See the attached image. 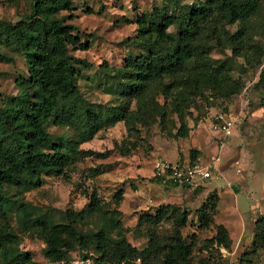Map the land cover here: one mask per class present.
<instances>
[{"label":"rangeland","instance_id":"rangeland-1","mask_svg":"<svg viewBox=\"0 0 264 264\" xmlns=\"http://www.w3.org/2000/svg\"><path fill=\"white\" fill-rule=\"evenodd\" d=\"M197 1H76L71 22L79 28L82 40L91 43L90 49L73 52L85 61L80 66L78 85L96 125L100 123L99 130L90 141L81 143L85 129L82 124L49 126L53 142H62L73 161L65 175L44 174L38 188H6L16 202L8 215L9 224L0 219V229L13 233L8 236V245L30 253L40 264H52L45 254L46 233L37 219L45 216L67 222L64 212L88 210L95 194L102 211L88 213L79 222L84 233L106 224L112 239L125 238L142 252L149 246V236L140 217L166 211L157 223L164 240L176 232L178 219L187 216L180 230L187 243L193 245L191 264L218 254L210 241L216 234V225L223 221L234 227L232 231L228 229L233 241L231 249L219 250L223 261L240 264V256L251 251L255 221L264 216V91L257 87L264 68V1L258 11L243 20L231 22L213 16L197 40L196 56L181 74L151 82L145 92L131 97L126 91L130 82L114 76V69L123 66L128 56L171 51L168 45L153 47L140 41L139 16L181 14ZM31 3L32 0H0V21L21 20L30 12ZM169 31L176 33L177 25ZM0 51L10 57L0 58L3 106L19 93L16 80L29 74L24 56L7 47L1 35ZM222 108L238 113L240 122L225 146L223 176L219 178L229 180L225 185L233 192L225 193L228 203L220 208V188H213L218 178L196 189L173 188L154 181L152 169L158 159L206 163L217 151L209 119ZM112 110L123 113L115 118ZM108 120L115 121L111 124ZM181 127L187 131L185 136L180 134ZM237 160L242 164V174L237 172ZM237 177L239 184L233 181ZM224 188L221 186L223 191ZM202 209L212 217L209 226L199 221ZM241 216H245V227L237 224ZM259 253L258 262L255 259L253 264H264V248ZM82 254L78 248L72 251L71 264ZM132 264L156 262L140 257Z\"/></svg>","mask_w":264,"mask_h":264},{"label":"trees","instance_id":"trees-1","mask_svg":"<svg viewBox=\"0 0 264 264\" xmlns=\"http://www.w3.org/2000/svg\"><path fill=\"white\" fill-rule=\"evenodd\" d=\"M76 1L32 0L30 12L21 20L0 21L2 42L24 56L29 74L16 80L19 93L0 106V219L5 224H9V212L16 205L7 187L38 188L43 184L44 174L65 175L73 161L72 153L62 142H53L49 126L82 124L85 129L81 143L90 141L99 130L100 123L96 125L78 85L80 66L85 61L73 52L88 50L91 43L82 40L79 28L71 22L75 18ZM263 1L198 0L181 14L159 12L139 16L140 41L153 47L168 45L171 51L128 56L123 66L114 69L115 78L130 82L126 91L131 97L145 92L151 82L181 74L196 56L197 40L213 16L231 22L243 20L258 11ZM173 25L178 27L176 33L169 31ZM0 58L10 59L1 51ZM257 87L264 91V68ZM110 112L115 118L123 113ZM114 121L108 120L111 124ZM180 134H187L185 127H181ZM214 204H211L213 208ZM204 209L199 213V221L209 226L212 217ZM101 211L99 199L93 194L88 210L64 212L67 222H55L45 216L37 219L46 233L45 254L52 264H71L69 254L77 248L83 252L77 258L85 261L81 264H88L87 260L90 264H132L140 257L150 258L156 264H191L193 245L187 243L180 230L186 224V214L178 219L176 232L169 235L168 240L157 231V223L166 211L140 217L149 236V246L140 252L125 238L112 239L106 224L87 233L79 228V222L90 213ZM255 229L254 245L251 251L240 256V264H253L255 259L258 262L259 251L264 248V216L256 219ZM8 236H13L10 230L0 229V264H40L30 253L8 245ZM210 242L218 254L201 257L195 264H226L219 250L231 249L233 241L228 228L217 224Z\"/></svg>","mask_w":264,"mask_h":264},{"label":"built area","instance_id":"built-area-1","mask_svg":"<svg viewBox=\"0 0 264 264\" xmlns=\"http://www.w3.org/2000/svg\"><path fill=\"white\" fill-rule=\"evenodd\" d=\"M209 128L215 136L217 151L206 162H172L167 159L156 160L153 177L162 186H181L196 189L206 181L223 176L222 166L225 159V146L234 134L240 122V115L233 110L222 108L210 116ZM237 172L242 174V164L236 162ZM257 201V200H256ZM85 261L77 259L75 264ZM90 264V260L86 261Z\"/></svg>","mask_w":264,"mask_h":264},{"label":"crops","instance_id":"crops-1","mask_svg":"<svg viewBox=\"0 0 264 264\" xmlns=\"http://www.w3.org/2000/svg\"><path fill=\"white\" fill-rule=\"evenodd\" d=\"M212 135H213V138H214V140H215V136H214V134L212 133ZM237 161H239V160H237ZM154 168V167H153ZM152 173H153V169H152ZM229 180H227V179H225V178H218V180H215L213 183H214V185H213V188L215 189L216 187L215 186H218L220 189H219V191H218V193H219V195H220V208H222V207H224L225 206V204H227L228 202H226L225 200H224V198H225V193H229L230 192V190L232 191V189H230L229 187H226V183L228 182ZM233 181H235V183H238L239 184V180H238V177L235 179H233ZM233 181H231V182H233ZM227 185H228V183H227ZM221 186H223V187H225L224 189V191L221 189ZM167 187H173V188H179V187H181V186H175V185H171V186H167ZM233 192V191H232ZM227 208H229V207H227ZM229 230H233V224L231 223V224H228V223H226V222H222ZM237 224L238 225H240V226H242V227H245V225H246V219H245V216H241L240 217V220H237Z\"/></svg>","mask_w":264,"mask_h":264}]
</instances>
